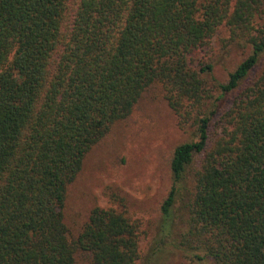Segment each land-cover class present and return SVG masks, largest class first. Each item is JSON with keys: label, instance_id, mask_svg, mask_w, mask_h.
<instances>
[{"label": "trees", "instance_id": "16d2710c", "mask_svg": "<svg viewBox=\"0 0 264 264\" xmlns=\"http://www.w3.org/2000/svg\"><path fill=\"white\" fill-rule=\"evenodd\" d=\"M263 68L264 0H0V264L140 263L119 195L72 226L66 211L156 87L190 139L149 257L264 264Z\"/></svg>", "mask_w": 264, "mask_h": 264}, {"label": "rangeland", "instance_id": "374dc122", "mask_svg": "<svg viewBox=\"0 0 264 264\" xmlns=\"http://www.w3.org/2000/svg\"><path fill=\"white\" fill-rule=\"evenodd\" d=\"M227 36L222 29L213 51L222 52V39ZM242 51L233 45L227 55L230 59L238 58L235 54ZM217 70L218 75H223V66ZM160 93L156 87L139 111L120 123L111 137L88 156L66 214L72 226L82 222L96 207L119 208L120 203L112 198L117 194L124 199L129 215L141 225L139 264H187L177 251L153 260L149 257L160 225V207L172 185V152L189 138L179 130L174 113Z\"/></svg>", "mask_w": 264, "mask_h": 264}]
</instances>
